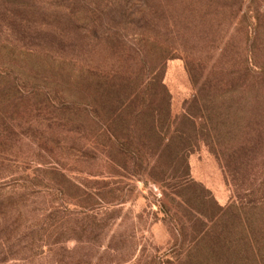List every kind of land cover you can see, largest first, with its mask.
<instances>
[{
	"label": "rangeland",
	"instance_id": "obj_1",
	"mask_svg": "<svg viewBox=\"0 0 264 264\" xmlns=\"http://www.w3.org/2000/svg\"><path fill=\"white\" fill-rule=\"evenodd\" d=\"M0 264H264V0H0Z\"/></svg>",
	"mask_w": 264,
	"mask_h": 264
}]
</instances>
